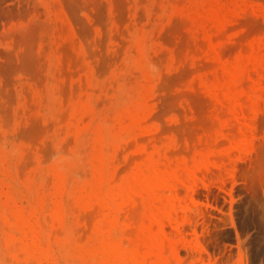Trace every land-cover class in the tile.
Returning a JSON list of instances; mask_svg holds the SVG:
<instances>
[{
	"label": "rangeland",
	"instance_id": "rangeland-1",
	"mask_svg": "<svg viewBox=\"0 0 264 264\" xmlns=\"http://www.w3.org/2000/svg\"><path fill=\"white\" fill-rule=\"evenodd\" d=\"M0 264H264V0H0Z\"/></svg>",
	"mask_w": 264,
	"mask_h": 264
}]
</instances>
